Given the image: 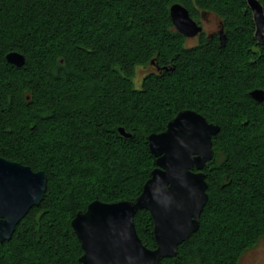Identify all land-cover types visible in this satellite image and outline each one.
<instances>
[{
  "label": "trees",
  "instance_id": "16d2710c",
  "mask_svg": "<svg viewBox=\"0 0 264 264\" xmlns=\"http://www.w3.org/2000/svg\"><path fill=\"white\" fill-rule=\"evenodd\" d=\"M174 3L212 14L224 44L201 34L186 45ZM253 34L246 0H0V157L47 176L0 264H83L71 219L93 200L138 196L155 166L147 136L182 109L220 128L199 227L160 264H238L264 239V100L250 96L264 91V39ZM12 51L23 65L5 60ZM133 221L154 248L149 213Z\"/></svg>",
  "mask_w": 264,
  "mask_h": 264
},
{
  "label": "water",
  "instance_id": "95a60500",
  "mask_svg": "<svg viewBox=\"0 0 264 264\" xmlns=\"http://www.w3.org/2000/svg\"><path fill=\"white\" fill-rule=\"evenodd\" d=\"M254 23V38L264 39V9L258 0H246ZM172 24L185 37L201 31L181 4L169 7ZM222 44L225 35L219 36ZM5 60L17 67L24 56L9 52ZM250 96L264 100V91L254 89ZM198 112L182 109L171 118L163 131L147 136L154 156V168L138 196L116 202L91 201L77 212L70 225L80 243L83 264H160L174 257L177 247L199 227L200 215L208 200L203 167L212 158V137L219 132ZM119 134H131L118 128ZM47 186L44 171L0 157V243L11 238L16 225L31 207L38 206ZM139 210L149 213L154 248L145 246L137 235L134 216Z\"/></svg>",
  "mask_w": 264,
  "mask_h": 264
},
{
  "label": "rangeland",
  "instance_id": "374dc122",
  "mask_svg": "<svg viewBox=\"0 0 264 264\" xmlns=\"http://www.w3.org/2000/svg\"><path fill=\"white\" fill-rule=\"evenodd\" d=\"M213 15L210 16L211 20H209L206 25V29L211 28L213 23ZM216 19V18H215ZM195 40L187 41L186 45H193ZM143 72L141 70L137 71V80L140 79ZM238 264H264V239L258 240L252 247L248 248L242 256L239 257Z\"/></svg>",
  "mask_w": 264,
  "mask_h": 264
},
{
  "label": "flooded vegetation",
  "instance_id": "af4514ba",
  "mask_svg": "<svg viewBox=\"0 0 264 264\" xmlns=\"http://www.w3.org/2000/svg\"><path fill=\"white\" fill-rule=\"evenodd\" d=\"M190 16V15H189ZM210 16L212 17V14L210 13H200L199 12V15L197 17H191L195 23L201 27V31L193 36V37H185L183 36L177 29L176 27L172 24V28L173 30L177 31L180 35H182L187 41H190V40H195L201 35H205V36H210V37H213V36H217L219 37L220 36V33L222 31V34L225 35V28L223 26H221V23L218 21V19H215V17H213V23L211 25V28L209 29H206V25L205 23H207L209 20H211ZM206 180V179H205ZM252 247V246H251ZM250 248V247H249ZM248 250V249H246ZM245 250V251H246ZM243 251L242 254L240 256L243 255V253L245 252Z\"/></svg>",
  "mask_w": 264,
  "mask_h": 264
}]
</instances>
